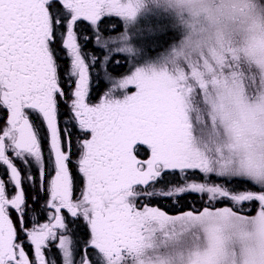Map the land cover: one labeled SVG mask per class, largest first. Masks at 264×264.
<instances>
[{
  "label": "snow or ice",
  "instance_id": "obj_1",
  "mask_svg": "<svg viewBox=\"0 0 264 264\" xmlns=\"http://www.w3.org/2000/svg\"><path fill=\"white\" fill-rule=\"evenodd\" d=\"M0 264H264V0H0Z\"/></svg>",
  "mask_w": 264,
  "mask_h": 264
},
{
  "label": "rangeland",
  "instance_id": "obj_2",
  "mask_svg": "<svg viewBox=\"0 0 264 264\" xmlns=\"http://www.w3.org/2000/svg\"><path fill=\"white\" fill-rule=\"evenodd\" d=\"M146 16H148L147 13H145V12H141L140 13V15L138 17V24L139 25H143V24L146 23V19H145ZM111 19H113V20H111ZM151 19H152L153 22H155V17H151ZM108 25L110 27L111 26H114L115 29H116V31H121L123 29V27H124V23H123V21L119 17H111V18H109ZM135 26L136 25H133L132 27H135ZM89 50H91V46H90V49ZM104 90L105 89H100L98 92H94L93 93L94 94L93 95L94 96L93 102H96L98 100L99 95H102V93H103ZM130 91H134V89H130Z\"/></svg>",
  "mask_w": 264,
  "mask_h": 264
},
{
  "label": "flooded vegetation",
  "instance_id": "obj_3",
  "mask_svg": "<svg viewBox=\"0 0 264 264\" xmlns=\"http://www.w3.org/2000/svg\"><path fill=\"white\" fill-rule=\"evenodd\" d=\"M94 95V94H93ZM93 98H94V96L92 97V102H93Z\"/></svg>",
  "mask_w": 264,
  "mask_h": 264
}]
</instances>
